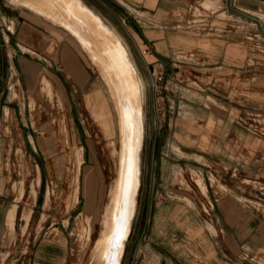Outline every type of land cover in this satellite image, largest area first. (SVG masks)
<instances>
[{
  "label": "rangeland",
  "instance_id": "374dc122",
  "mask_svg": "<svg viewBox=\"0 0 264 264\" xmlns=\"http://www.w3.org/2000/svg\"><path fill=\"white\" fill-rule=\"evenodd\" d=\"M86 1L125 43L139 42L138 31H162L146 22L152 15L144 17L122 0ZM212 1V5L204 1L203 6L220 11L222 2ZM164 15L158 13V17ZM41 16L16 1L0 0V264H28L41 240L65 236L71 245L68 264H87L104 248L100 240L120 176L121 130L112 92L87 50L83 47L88 56L71 32ZM66 47L72 60L62 53ZM139 47L145 50L142 43ZM13 54L21 61L25 57L31 67L26 66L23 73V65L11 59ZM72 61L85 76L82 88L68 77L77 80ZM28 70L36 74L33 88L28 86ZM143 80L144 142L129 233L136 236L130 245L148 229H162V238L156 241L169 250L178 221L174 215L186 212L187 205L195 211L197 222L216 225V229L222 222L217 220L218 202L223 209L238 205L264 219V113L251 118L257 134L245 136L242 151L236 153L233 135L226 133L209 136L211 144L203 148L200 141L208 142L204 124L214 126L210 114L203 107L201 112L186 106L182 118L163 117L152 85ZM199 98L203 101V95ZM186 99L184 94L177 104L185 105ZM170 105L168 100V110ZM175 127L178 133L174 129L172 133ZM237 161L257 165L236 169L218 163ZM246 178L251 180L245 182ZM162 190V196H157ZM12 210H16L14 232L8 223Z\"/></svg>",
  "mask_w": 264,
  "mask_h": 264
},
{
  "label": "crops",
  "instance_id": "0c3cea01",
  "mask_svg": "<svg viewBox=\"0 0 264 264\" xmlns=\"http://www.w3.org/2000/svg\"><path fill=\"white\" fill-rule=\"evenodd\" d=\"M83 1L91 7L86 0ZM122 1L142 16L152 15L146 22L155 30H162L149 33L138 31L139 42H126L143 79L151 85L153 72H164L168 78L179 71L184 72V80L180 81L177 93H168L170 106L183 110L190 106L187 108L192 111H201L203 107L210 114L209 119H213L214 126L207 128L208 121L204 124L208 142L205 144L201 140V147H209L211 135L226 133L233 135L231 142L236 146V153L242 151L245 136L257 134L250 120L264 113V0H219V3L222 2L220 11L204 7L206 0ZM213 3L208 0V5ZM91 8L94 12V7ZM96 12L102 16L95 10L97 16ZM159 12L166 15L158 17ZM5 18L8 16L5 15ZM139 43L145 47L144 51L140 47L138 50ZM79 45L84 51L82 44ZM64 52L72 60L68 47L63 49ZM11 59H16L19 66L23 65V73L26 66L31 67L25 57L21 61L13 54ZM73 65L77 80L68 77L76 88H82L86 85L85 76L82 71L77 72L74 62ZM28 76V86L33 88L36 81L34 70L29 71ZM184 94L187 97L185 105L181 101L177 104ZM199 95H203V101ZM112 101L118 117L113 95ZM171 119L170 127L174 119L179 118ZM218 127L221 129L218 130ZM173 129L178 133L179 128H172V133ZM221 157L227 158L226 154H220ZM218 163H229L236 169H254L257 165V162L243 161ZM196 177L203 178L202 175ZM202 182L206 186L204 178ZM162 193L163 190L157 196H162ZM75 200L78 203L79 196ZM187 200L192 203L190 198L187 197ZM226 204L231 203L226 201ZM217 206L220 217L217 220L222 219L218 229L216 225L204 226L197 222L195 211L188 205L186 212L182 211L181 215L176 213L177 217H174L178 221L174 225L175 233L169 250L160 248L156 241V238H162V229H148L143 238L137 240L136 237L132 241L133 245L130 242L136 235L129 234L119 264H135L141 258L147 264H263L264 258L260 255H264V219L249 210L243 211L238 205L223 209L218 202ZM70 250L67 236L41 240L35 246L32 257L28 258V264H68Z\"/></svg>",
  "mask_w": 264,
  "mask_h": 264
},
{
  "label": "bare ground",
  "instance_id": "6f19581e",
  "mask_svg": "<svg viewBox=\"0 0 264 264\" xmlns=\"http://www.w3.org/2000/svg\"><path fill=\"white\" fill-rule=\"evenodd\" d=\"M13 1L21 6L29 7L31 11L36 12V15L38 13L40 16L53 19L71 32V35L77 38L76 40L82 44L98 66L112 92L121 130L120 176L100 240L104 248L99 254L94 253L87 264H106L114 251L117 253V264H119L124 242L130 233L135 214V201L139 191L141 151L144 142L145 82L121 36L105 25L103 20L85 7L82 1ZM113 209H115L114 213ZM124 211L127 212L124 238L113 248V234ZM15 221L16 210H12L8 222L10 231L14 232Z\"/></svg>",
  "mask_w": 264,
  "mask_h": 264
},
{
  "label": "built area",
  "instance_id": "2783aa9c",
  "mask_svg": "<svg viewBox=\"0 0 264 264\" xmlns=\"http://www.w3.org/2000/svg\"><path fill=\"white\" fill-rule=\"evenodd\" d=\"M146 54V52H144ZM184 80V72L179 71L176 75L168 78L164 72H153L152 74V89L155 94V102L158 108L161 110L163 117L167 114H172L175 117H184V110L181 108L171 107L169 110L166 107V102H168V93L176 94L178 91V86L180 81ZM135 264H147L144 258L139 259Z\"/></svg>",
  "mask_w": 264,
  "mask_h": 264
},
{
  "label": "water",
  "instance_id": "95a60500",
  "mask_svg": "<svg viewBox=\"0 0 264 264\" xmlns=\"http://www.w3.org/2000/svg\"><path fill=\"white\" fill-rule=\"evenodd\" d=\"M126 217H127V212L124 211L122 217L120 218V220L118 221V223L116 225V229H115L114 234H113V239H112L113 248H115L116 243H121V241L124 238ZM106 264H117V253H116V251H114L112 253V256L109 258V260L106 262Z\"/></svg>",
  "mask_w": 264,
  "mask_h": 264
}]
</instances>
